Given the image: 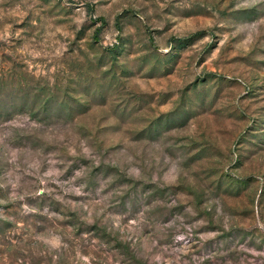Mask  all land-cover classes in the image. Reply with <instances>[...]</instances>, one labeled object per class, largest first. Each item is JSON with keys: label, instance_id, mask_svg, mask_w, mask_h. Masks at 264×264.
<instances>
[{"label": "rangeland", "instance_id": "rangeland-1", "mask_svg": "<svg viewBox=\"0 0 264 264\" xmlns=\"http://www.w3.org/2000/svg\"><path fill=\"white\" fill-rule=\"evenodd\" d=\"M0 264H264V0H0Z\"/></svg>", "mask_w": 264, "mask_h": 264}]
</instances>
